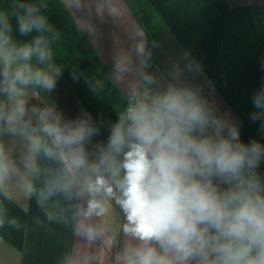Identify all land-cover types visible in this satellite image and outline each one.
<instances>
[{
  "label": "crops",
  "instance_id": "obj_1",
  "mask_svg": "<svg viewBox=\"0 0 264 264\" xmlns=\"http://www.w3.org/2000/svg\"><path fill=\"white\" fill-rule=\"evenodd\" d=\"M21 2L35 3L50 30L21 36L12 16L13 41L43 34L52 64L61 69L51 92L28 88L27 107L54 106L65 122L90 117L98 129L87 142L93 155L134 90L169 86L192 88L217 117L237 126L241 142L264 145V120L251 119L259 111L253 97L264 88V0ZM10 4L0 0V11H11ZM141 41L145 51L138 54ZM0 146L12 163L0 186V264H124L125 249L135 241L124 233L125 216L114 200L105 216L85 219L86 196L48 192L62 169L59 161L31 153L27 136L2 123ZM257 171L264 179V160ZM88 225L97 228L91 240L82 235Z\"/></svg>",
  "mask_w": 264,
  "mask_h": 264
},
{
  "label": "clouds",
  "instance_id": "obj_2",
  "mask_svg": "<svg viewBox=\"0 0 264 264\" xmlns=\"http://www.w3.org/2000/svg\"><path fill=\"white\" fill-rule=\"evenodd\" d=\"M10 9L0 11V95L6 97L0 123L27 136L31 153L42 151L62 165L49 194L86 196L85 219L105 216L114 200L125 216L124 233L135 241L124 264H264V179L257 171L264 145L241 142L237 126L217 117L192 88L169 86L134 90L93 155L87 142L98 129L90 117L65 122L54 106L27 107L28 88L51 92L61 69L43 34L13 41L12 16L21 36L50 30L37 5L11 0ZM144 51L141 41L136 52ZM253 104L259 111L251 119L264 120V88ZM11 169L0 146V186ZM96 234L94 225L82 232L89 240Z\"/></svg>",
  "mask_w": 264,
  "mask_h": 264
}]
</instances>
